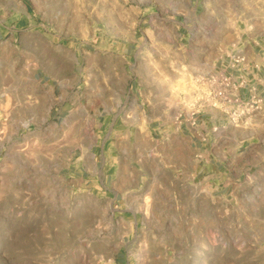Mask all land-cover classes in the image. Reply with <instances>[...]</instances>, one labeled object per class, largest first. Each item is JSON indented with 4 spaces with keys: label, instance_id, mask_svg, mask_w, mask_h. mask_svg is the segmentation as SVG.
<instances>
[{
    "label": "rangeland",
    "instance_id": "374dc122",
    "mask_svg": "<svg viewBox=\"0 0 264 264\" xmlns=\"http://www.w3.org/2000/svg\"><path fill=\"white\" fill-rule=\"evenodd\" d=\"M4 3L1 60L19 68L34 25L73 76L56 96L0 86V264H264L263 91L211 136L194 119L216 71L264 52V0Z\"/></svg>",
    "mask_w": 264,
    "mask_h": 264
},
{
    "label": "crops",
    "instance_id": "0c3cea01",
    "mask_svg": "<svg viewBox=\"0 0 264 264\" xmlns=\"http://www.w3.org/2000/svg\"><path fill=\"white\" fill-rule=\"evenodd\" d=\"M8 12L18 13V8H11L5 3L0 4V34L2 29L7 27L8 23ZM17 23V22H16ZM33 30L27 37L31 38V52L25 53V48L29 47L28 44H23L19 41V68L17 63H12L9 66L8 60L0 58V86L3 92L18 91L19 93H27L30 90L29 85L33 86L34 89L31 90L34 96L40 98L41 88L47 89L48 92L57 95L64 87L70 85L72 79V69H71V52L69 46L66 44L54 45L50 42L40 44V32L34 30L35 26H32ZM23 37V36H22ZM24 38V37H23ZM18 47V41L12 44ZM8 50V45L0 46L1 56L6 55ZM3 54V55H2ZM4 57V56H3ZM6 61V63H5ZM218 75H230L234 81H243L242 86L237 89L238 97L246 98L249 95L250 90L263 91L264 94V52L255 53L253 58H247V56L238 58V62L235 64V59L229 60L228 64H225L220 68L219 72H215ZM5 78V81H4ZM17 87V88H13ZM58 89V90H57ZM38 94V95H36ZM49 94V96H50ZM51 97V96H50ZM232 96L229 94H224V96L219 97L218 106H213L205 109L201 108L197 111L195 115L196 131L201 134L211 136V128L216 123L225 124L230 110H232ZM64 104L67 105L66 100ZM233 107H239L240 104L235 103ZM66 106L62 109L63 117L66 118L69 115V111ZM60 112V113H62ZM59 113V114H60ZM246 123H256L262 124L264 127V110L256 115L248 117ZM184 126L187 127L186 124ZM193 127V126H192ZM181 133L177 134V140H188L191 145L196 143L193 139H198L197 135L191 133L192 131L188 128V134L183 133V128L180 129ZM191 133V134H190ZM250 136V135H248ZM189 137V139L187 138ZM209 140V137H208ZM180 146V145H179ZM179 146H177L178 149ZM181 150V149H180ZM194 153V152H193ZM180 154V152H179ZM178 155V154H177ZM183 157V156H182Z\"/></svg>",
    "mask_w": 264,
    "mask_h": 264
},
{
    "label": "built area",
    "instance_id": "2783aa9c",
    "mask_svg": "<svg viewBox=\"0 0 264 264\" xmlns=\"http://www.w3.org/2000/svg\"><path fill=\"white\" fill-rule=\"evenodd\" d=\"M238 58L237 57L235 59V62H238ZM213 82H216V80L213 78ZM243 81H234L232 80L230 75H221L220 78L218 79V82H216L214 89L212 90V95L213 97H221L224 96V94H229V90L231 87H235V89H238L242 86ZM233 102L240 104V106L243 104L242 101L239 100V97L236 96V94L231 98ZM261 98L260 97H256V96H252V99L249 100L246 103V108L248 112H254L258 109H260L261 107ZM245 104V103H244Z\"/></svg>",
    "mask_w": 264,
    "mask_h": 264
}]
</instances>
